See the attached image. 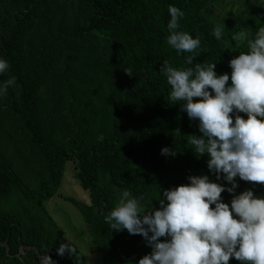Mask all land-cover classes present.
Returning a JSON list of instances; mask_svg holds the SVG:
<instances>
[{"label": "trees", "instance_id": "obj_1", "mask_svg": "<svg viewBox=\"0 0 264 264\" xmlns=\"http://www.w3.org/2000/svg\"><path fill=\"white\" fill-rule=\"evenodd\" d=\"M0 94V264H89L70 164L103 264H264V0H0Z\"/></svg>", "mask_w": 264, "mask_h": 264}, {"label": "rangeland", "instance_id": "obj_2", "mask_svg": "<svg viewBox=\"0 0 264 264\" xmlns=\"http://www.w3.org/2000/svg\"><path fill=\"white\" fill-rule=\"evenodd\" d=\"M14 95L17 96L19 95V93L16 91L14 92ZM2 100H3V95L0 94V102ZM79 116L80 115H78V117ZM76 120L78 121V119ZM51 123H53L54 125V122ZM72 123H70L71 126L75 128L76 131L78 132L79 131L78 122L75 121L73 124ZM61 127L62 126L58 128H53L54 129L53 137L58 141H60L61 143H64L68 138H70V135L66 132L61 131L60 130ZM30 157L35 158V160L37 158L33 155H30ZM74 175H75L74 164H70L69 167L67 166V169L65 171L62 184L59 189V193L55 197H53L49 203H46V208L50 213V215L52 216L55 223L62 229L67 241L75 244L79 248L81 253H83L86 256L89 264H103L102 259H100V257L91 249L90 243L88 242L89 236L87 235L88 234L87 227L82 215L72 204L64 200V197H70L77 199L78 201H81L85 204H89L91 201L89 193L81 187L79 181L75 179ZM244 182H246L245 187L255 183L252 181L251 177H249V179H246ZM252 191L253 189L244 190V192H252ZM262 191H264V187L262 188ZM258 193L260 192L255 191L254 194L252 195L247 194L246 196H243L242 198H243L244 206L250 207L252 200L249 201L248 198H253V196L254 195L256 196V194ZM254 220H255L254 218H250V216H248L246 223L250 225V223Z\"/></svg>", "mask_w": 264, "mask_h": 264}, {"label": "water", "instance_id": "obj_3", "mask_svg": "<svg viewBox=\"0 0 264 264\" xmlns=\"http://www.w3.org/2000/svg\"><path fill=\"white\" fill-rule=\"evenodd\" d=\"M2 245H3V246H6L5 243H3ZM29 249H30V248H29ZM9 250H10V247L7 246V252H8ZM35 251L37 252V254H39V252H38L37 249H35ZM120 251H121V248H120ZM21 254H25L24 251H23V248H22V247H20V254L18 255L19 258H21ZM123 258H124V257H123ZM39 259H40V261H41L42 264H53L52 261L49 260V259H48L47 257H45V256H41V255H39ZM130 259H134V260H136V257L133 256V257H131ZM138 264H139V263H138Z\"/></svg>", "mask_w": 264, "mask_h": 264}, {"label": "flooded vegetation", "instance_id": "obj_4", "mask_svg": "<svg viewBox=\"0 0 264 264\" xmlns=\"http://www.w3.org/2000/svg\"><path fill=\"white\" fill-rule=\"evenodd\" d=\"M120 252H122V249H121V251Z\"/></svg>", "mask_w": 264, "mask_h": 264}]
</instances>
